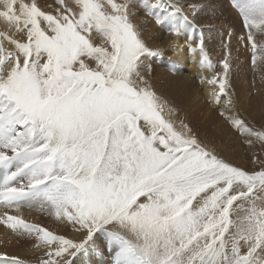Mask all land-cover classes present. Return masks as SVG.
<instances>
[{
	"label": "snow or ice",
	"instance_id": "6c2138e0",
	"mask_svg": "<svg viewBox=\"0 0 264 264\" xmlns=\"http://www.w3.org/2000/svg\"><path fill=\"white\" fill-rule=\"evenodd\" d=\"M230 4L260 71L264 0ZM137 5L215 70L184 15L188 7L195 17L196 4L56 0L45 11L38 0H0V225L33 241L38 264H75L98 252L102 237L111 264H264V167L229 164L171 118L175 110L144 75L146 61L163 53L134 23ZM231 58L226 42L222 71L206 81L211 102L247 144H264V131L228 114ZM22 208L70 225L80 239L9 214ZM0 264L27 262L0 253Z\"/></svg>",
	"mask_w": 264,
	"mask_h": 264
},
{
	"label": "rangeland",
	"instance_id": "374dc122",
	"mask_svg": "<svg viewBox=\"0 0 264 264\" xmlns=\"http://www.w3.org/2000/svg\"><path fill=\"white\" fill-rule=\"evenodd\" d=\"M132 2L135 3L136 0ZM178 2L199 6L195 17L188 7H185L184 15L195 23L197 35L203 38L204 50L216 66L215 70L202 69L199 62L182 65L177 55L168 49L174 37L166 29L157 26L154 20L146 16L142 8L137 5L132 9L136 13L134 23L141 29L143 39L148 46L163 53L161 57L146 61L151 71L144 72L145 78L155 92L167 101L170 107L175 108L177 123L182 120L187 124L192 135L196 136L202 145L207 146L221 159L235 167L249 172L258 171L260 168L255 155L259 148H264V144L254 142L249 145L245 142L248 138L242 136L225 117L220 115L222 106L211 102V98L205 93L204 83L222 71L219 64L224 58V45L227 42L232 57L229 91L235 101V108L228 114L236 115L251 128L264 131V95L258 97L260 93H264V83L261 82L264 69L253 70L250 46L246 47L238 40V37L244 34L241 21L226 0H178ZM229 31L234 33L231 38L228 37ZM96 42H100L99 38ZM207 85L210 88L215 87ZM173 96H176V99ZM254 107L257 110H254ZM196 111L200 115L209 113L216 123L224 127V131L219 132L215 127L205 129L201 117L195 116ZM103 239L102 237L97 242V248H100L98 249L100 253L106 255L108 253L102 242ZM83 257L87 258V256Z\"/></svg>",
	"mask_w": 264,
	"mask_h": 264
},
{
	"label": "bare ground",
	"instance_id": "6f19581e",
	"mask_svg": "<svg viewBox=\"0 0 264 264\" xmlns=\"http://www.w3.org/2000/svg\"><path fill=\"white\" fill-rule=\"evenodd\" d=\"M38 3L39 6L45 11H53L54 7L56 6V0H38ZM48 5H52V7L50 8ZM174 40H177V42L180 44L181 50L176 52L172 51L170 43L168 49L177 55L179 62L182 65H191L192 63L198 64L200 59L199 55L187 51V44L185 43L183 36L179 38L174 37ZM204 85L205 93L210 97L209 92L212 88H210L206 83H204ZM263 95L264 93H260L258 97H263ZM173 97L176 99V96ZM254 110H257L256 107H254ZM175 115L171 117L174 120L177 118ZM195 116L201 117L200 120L203 123L205 129H211L215 127V130H218L219 132L224 131V127L216 123L209 113L205 112L203 115H200L199 112L196 111ZM255 158L259 164V168L261 169V167H264V148H259ZM4 211L7 210L0 209V214H2ZM9 214L20 215L23 219L30 223L38 224L50 231L63 234L70 239H80V234L75 233L70 225L61 224L53 217L36 209L22 208L19 212L10 211ZM0 253L7 254L8 256L18 257L19 259L26 261L27 264H38V261L42 255L41 251H38L33 247V241L17 238L11 232V230L6 229L3 225H0ZM105 257H108V259ZM76 258L75 264H111V256L109 254L105 255L104 253H100L99 251L88 255L87 258H84L83 256H78Z\"/></svg>",
	"mask_w": 264,
	"mask_h": 264
}]
</instances>
